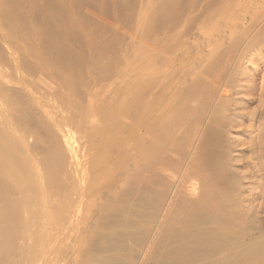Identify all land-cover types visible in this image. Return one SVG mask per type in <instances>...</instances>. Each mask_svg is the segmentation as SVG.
Here are the masks:
<instances>
[{"label": "rangeland", "instance_id": "1", "mask_svg": "<svg viewBox=\"0 0 264 264\" xmlns=\"http://www.w3.org/2000/svg\"><path fill=\"white\" fill-rule=\"evenodd\" d=\"M1 1H0V5L2 6H0V129L2 131L0 130V138L2 139H0V143L1 142L2 143L0 145V153H1L0 154V173H1L0 174V190L3 191L4 193L0 192V228L2 232L4 231L2 234L3 235L5 234V236H8V239L6 237L4 238H6V241L8 240L7 245H9L8 243L10 242V245H11L10 253L12 255V253L14 252L13 255L15 257L14 256L13 257H14V260L15 258L16 260L15 261L13 260V261L15 264L16 263L17 264L19 263L20 264H84L85 261H86L85 263H87L88 261H90V258H91L89 255L92 256L94 253L98 254L97 252L99 248V242L101 243L103 242L104 238L102 237H105L111 224H113L112 225L113 227L111 226L110 228L111 231L109 230V234L112 235L111 238L113 237V239L115 240L116 238L118 240H121L122 237L119 238L118 237L119 235L117 236V234H120V236L123 233L126 234L122 239V240H125L124 242H121L122 240L121 241L116 240L115 242L112 239L113 241L112 243L114 244L115 242L114 246L116 247L112 249V251L114 252H112L111 250H106L101 253L103 256H106V257L108 256L109 258H111L109 259V261H111V264L113 263L114 264H171V263L173 264H176V263L177 264H180V263L189 264L190 263L191 264L192 262H193L192 264H198L199 262L201 263L200 260L199 262H197L198 260L196 261L194 260L195 262L193 260L192 261L187 260V257H186L187 255L185 254L186 255L185 259L187 260L186 261L182 253H179L184 248H190L192 244H185L183 245L184 247H181L179 240L174 238L175 241L172 242V240L170 239L171 240L170 241L168 238H170L169 234L171 233L172 228L178 227L180 223L179 220H182L183 217L185 218L186 216L191 215L190 212L193 213V212H196V210H198L199 212L200 208H202L201 210L203 212L202 213L203 216L201 215L202 217H201L200 224L206 218L207 220L205 221L207 223L205 221L204 222L206 224H209V225H206L203 222L204 224L202 223L201 224L202 226L206 225L204 227H210V226L211 227H221L220 219L217 216L216 218L213 216L210 217L211 212L213 210H211L210 212L209 209L206 208V207H209V205L207 204L208 202L207 196L205 197V195L207 194H209L210 196L212 195V198L214 197L213 195H215L214 197L215 199L216 198L218 200L222 199L223 207L224 205L225 207L227 206L226 208L225 207L224 208L226 210L228 208V212L232 213V218H230V221L231 219L233 221L228 222V224L225 227H229V229L233 231V234L234 232L236 233L235 235L236 239H238L239 246H241V248L237 252V256L242 255L245 249H247L248 247H255L256 254H259V250H261V253H262L261 255L264 260V0H20V1L19 0H16V1L15 0L13 1L1 0ZM12 2L15 3L16 7L14 6V9L16 11L15 10L13 11L12 9L13 8L12 6L14 5V3L12 4ZM4 4L9 8H7ZM4 6H5V9H4ZM37 8L39 9L38 11H37ZM31 9H32V12H31ZM41 9L43 11H41ZM44 15H47V16L44 17ZM36 16H37V19L35 20L34 18H36ZM44 18L45 19L49 18V20L45 21ZM25 21H26V24H25ZM44 35L46 38L44 37ZM48 37H51V40H49L50 38L48 39ZM31 49L32 51L28 52ZM54 50L58 51V53L60 52L59 54L61 58L59 57L58 53L53 52ZM31 53H33V55ZM65 54L67 55V57ZM75 54L78 57H76ZM49 55L50 56L52 55L53 57L51 56V58H49L50 57ZM68 55L69 56L73 55V56L69 57ZM38 56L41 57V60H40V57L38 58ZM44 57L48 60V61L45 60L46 64L45 62L43 63L45 59ZM58 57L59 59H57ZM97 57H100V58H97ZM67 58L68 60H65ZM74 58L76 59L78 58L77 61ZM107 58H110V60ZM53 60L55 62H53ZM58 61L60 64L59 63L57 64ZM70 62L71 64H69ZM40 64H43V65H40ZM82 65L84 67H81ZM49 66L52 68H49ZM25 67L26 68L28 67V68L26 69ZM31 67L34 68V71ZM37 72L38 74H36ZM46 74H48L49 76H47ZM106 74L108 75L107 77H106ZM118 80L120 81L123 80L122 81L123 83L122 82L120 83V81L118 82ZM147 81L148 83H145ZM77 82L78 84H76ZM111 83L115 84L113 85V88H111L112 86ZM142 83L143 84L145 83V84L143 85ZM65 85L68 89L64 87ZM141 86L143 87V89H141ZM125 87L127 88L129 87L128 90ZM123 88H125L124 90L125 91L127 90V91L125 92L124 90H122ZM136 88H137L136 92L138 93L134 91ZM6 90L10 92H6ZM141 90H144V91H141ZM71 91L73 92V94L71 93ZM75 91L77 92V95ZM119 91L120 92L123 91L124 93L123 92L120 93ZM145 91H147V93ZM4 92H6L5 93L6 95L4 94ZM11 92H13V94ZM127 92H129V96ZM130 92L132 94H130ZM19 95L20 96L22 95V96L20 97ZM99 95L100 96L102 95V96L100 97ZM118 95H120L121 99ZM3 96L7 98L4 97V100H3ZM59 96L61 97L59 98ZM98 96L99 98L103 97V99H99ZM140 97L145 98L146 100L141 98L142 102L148 101L149 106H148V103H145V102L142 103L141 101H139ZM106 98L109 102L105 100ZM130 98L133 99V101H135L132 103V106H134L132 108L133 112L131 111V107H130L131 102H132ZM118 99H120L119 100L120 103L119 101H117ZM13 100L15 101L13 102ZM24 100H26V102ZM64 100L66 101V103L64 102ZM92 101L93 102L95 101V102L92 103ZM102 101L104 102V104H106L105 107H107L108 105L109 108L112 107L113 109L111 108L109 111L108 110L109 108L107 109L104 107V104L102 103ZM112 101L114 104L118 102V104L116 103V107L114 106ZM18 102L19 104H17ZM36 102H39L40 104ZM90 102L92 103L91 106H89ZM96 102L97 104L98 103L100 104V105L96 104L98 107L101 106V109L99 108V111L97 110V114L100 113V111L103 112V114L101 115L99 114L97 116H96L95 111L98 108H96L97 106H94ZM110 102L113 105L110 104ZM28 103L31 105H29ZM136 103L137 104L140 103V106L137 105ZM86 104L88 105L89 108L91 107L88 110V112L90 113H87L88 108ZM122 104H124V106ZM143 104L147 105L149 108L145 107ZM117 105H119V108H121L122 106V109H121L122 111L119 108L117 109ZM142 105L143 107H145L144 108L145 110L141 107ZM158 105L159 106L163 105V107L162 108L158 107ZM127 106L129 107L128 109H127ZM135 107L139 108V110L134 109ZM150 107L152 109V112L148 114L147 112L151 111ZM93 108L95 111L93 110ZM140 108L143 109L142 112H140L141 111ZM158 108L162 111L158 110ZM18 109H20L19 110L20 112L18 111ZM44 109L48 110V113H47L48 115L44 112ZM74 109L76 110V112L77 111L78 112L76 113ZM91 110L94 112H91ZM129 110L131 113H134V110L140 112V115H139L138 112L135 111V113L138 114V116L137 115L133 116L132 114V117L134 118L136 117L138 121L137 120L135 121L134 118H130L131 114L129 113ZM42 111L44 114L42 113ZM113 111L116 113L115 117L114 116L109 117L108 113L112 114L114 113ZM158 111L162 113H159ZM83 112H86V113H83ZM123 113H126L127 115L129 113L130 115H128V117L126 114L125 116H123L124 115ZM142 113L144 115H142ZM152 113H156L157 116L155 114H153L154 116H152ZM93 114L95 115L93 116ZM145 114H148V115L146 116ZM162 114H164L165 117H163ZM36 115H38L39 117ZM45 115L50 120H48L45 117ZM103 115H106L107 117L106 116L102 117ZM85 116L87 119L85 118ZM155 116L157 117V119L161 118L160 120H162L163 118H166V119H163L164 120L163 124L165 125L162 126V130H159L160 126L158 122L160 121L157 120ZM43 117L45 118L43 119ZM77 117L78 118L80 117L82 121L78 119ZM83 117H84V121H83ZM119 117H122V118L127 117L128 120L123 118L124 120H122V122L119 121L118 123H115L119 120ZM144 117L145 118L147 117V119H145ZM149 117L152 120L151 119L148 120ZM96 118L98 121L101 120V122L100 121L98 122ZM108 118H110V120ZM113 118L114 119L116 118V119L114 120ZM122 118H120V120ZM143 118L146 120V122L143 120ZM45 119L46 121L47 120L48 121L45 122ZM85 119L89 122L87 123ZM79 120H80V124L82 127L80 126L79 122H76ZM94 120L96 121V123H93L95 122ZM112 120L113 122L115 121L114 122L115 124L113 122H110ZM126 120L132 123L134 121L136 122L133 124L135 125L134 129H137V127L139 125H142L144 122L146 124L148 123L147 121H151V123L153 122V124H151L150 122H149L150 124L148 123L149 125H152L150 126L152 127L151 129L154 128V131L151 130L153 131L151 134H154V135L152 136L150 135V139L153 137L151 141H153V139L155 138L153 145L157 144L158 143L157 141L160 142V140H161V143L163 142L165 143L166 141L167 143L165 144L160 143V145L162 146L160 145H157V146L161 147L160 150H164L166 148L167 149L163 153L160 150H159L160 152L158 150H154L152 154L154 155V157H151L152 155H150L151 160L152 159L155 160L154 158H156L157 160L161 161L162 159L165 158L164 160H162V162H159V161L157 162V160H155L156 161V163L154 162L155 166L154 165L151 166L150 171H152L151 172L152 178L158 174L157 175L158 178L157 176L153 178L154 180L157 178L156 180L158 183L156 184V186L154 185L156 181L154 180L152 181V178H151V181H150L151 187L149 189L151 194L147 191L145 193L146 195L145 196L143 191L139 187H137L136 185H130L127 187L129 190L127 188L125 189L116 188V190L118 189L117 190L118 194L115 190V194H117L115 196L117 197L119 196L118 197L119 199H117V197L115 196H110L109 193H108L109 195H107V192L109 191H106L107 190L106 186H102L103 183L100 184L101 180H103V177H105V174L103 176V172L101 171L100 172L101 174L98 173L100 175H97L96 173L99 171V170L97 171V169L102 167V165L108 164V163L106 161L105 156H102V158L103 157L105 158V160L103 158L104 161L102 160V158H101L102 162L99 161L100 160L99 154H101L100 152H102L103 150L102 149H101L102 151L99 150V148L95 145L96 148H98L95 151V146L93 147L95 143H90L92 140L87 135L88 134L87 131L92 130V129H89V125H90V128L92 127L94 128L95 126H97V123H99L98 125L105 123V125L111 124V126L117 125L116 127H118L121 122L123 123V125L126 124L127 126L128 122ZM131 120H134V121H131ZM49 121L52 122L51 125ZM90 123L95 124V126L93 124L91 125ZM148 124L146 126H148ZM85 125L88 127H85ZM126 126H124L125 128H123V126L120 125L119 128L123 129L122 132L123 131L126 132V128H127ZM157 126H158L157 130H159L158 132L160 133H156L157 130L155 128ZM165 126L166 128L168 127L167 130H165L166 129ZM22 129L24 130L26 129V130L24 131ZM33 129H35L34 131L36 132H34ZM42 129H45V131ZM52 129H54L53 132L56 136L53 134ZM39 130L41 131V133H44V134L42 135ZM26 131H28V133ZM163 131L166 132V133L164 132L166 135L161 134V132L163 133ZM176 131L178 134L176 133ZM33 132L34 134H31ZM82 132H85L83 134L87 136L83 134L82 136L81 135ZM140 132H144V131L140 129ZM8 133H11V135ZM156 134H158L157 137H156ZM174 134L175 136L176 135L177 136L174 137ZM179 135L181 136V139L179 138ZM136 136H138V134ZM7 137H11V138L9 139ZM23 137L24 139H22ZM49 137L51 138L52 141L50 140ZM85 137L87 138L85 139ZM88 137H89V140H88ZM25 138L27 141L25 140ZM76 138H79V139H76ZM178 138L179 140H177ZM55 139L59 143L58 145L60 147L57 146L56 144L57 142H54L55 144H53V141H56ZM70 139H72L74 142L72 143L71 142L72 140ZM172 139H173V143L170 144V142H172ZM84 140H86L85 141L86 143L84 142ZM180 140L182 141L185 140V142L184 141L183 142L186 144H184L182 141H181L182 143H179V144L176 143V141L180 142ZM8 141L9 142L11 141V143L8 144ZM25 142L26 143L29 142V144L28 143L27 144L30 146L28 147V145H26ZM70 142L72 145L70 144ZM12 143L16 145L15 146L16 150L17 148L18 150H20V153L18 152V150H17L18 154L16 153L15 148H13L14 146L12 147ZM51 143L53 145H56L57 147L52 146ZM188 143L190 144L191 148ZM3 144H7V147L4 148L5 145L3 147ZM32 144H35V145H33L32 147ZM166 144L168 147L166 146ZM8 145H10L12 148L11 147L9 148ZM176 145H180L181 147L176 146ZM37 146L38 148H36ZM62 146H63V149L61 148ZM173 146H176L177 148L176 147L174 148ZM184 147L185 149L187 148L186 151ZM3 148L6 151H4ZM33 148H36V149H33ZM64 148H65L64 153L66 155L63 154L62 151L60 152V150L61 149L64 150ZM74 148L76 150H74ZM81 148L83 149V151ZM180 148L183 149L184 151L181 150ZM50 149H52L51 150L52 153H50L51 158L48 157L49 153L47 152V150H50ZM78 149H81V151ZM91 149L92 151H88ZM22 150L24 151V154L23 152H21ZM28 150H29V154L28 152L25 153V151H28ZM36 150H37V153L34 152ZM45 150L48 153V155H46V153H43L45 152ZM56 150L59 151V154L58 152H55ZM38 151L39 152L41 151V152L38 153ZM200 151L201 153H198ZM53 152H55V155L58 154V157L59 156L61 157L64 155L63 158H66V156L69 154L70 156L69 157L67 156L66 160L62 158L63 159V164H62L61 163L62 159H60L59 157L60 159L59 160L56 156L55 158ZM86 152L87 153L90 152L88 153V155L89 154L90 155L88 156ZM42 153H43V156L45 155V157L46 156L48 157L47 158L48 161L50 159L49 163L51 165H53L52 163L55 164V166L51 167L52 168L51 170H53L51 172L52 175H53V172L55 171L54 167H57L59 165L58 166L59 168L58 167H57L58 169L56 168V173L54 174L53 180L51 179L52 175L48 173L50 170V166H48L49 168H47V166L45 165L46 163L48 165V162L45 161L46 163H44L43 161L44 159L46 160V158H44L43 156L41 158L40 156L42 155ZM91 153H92V156L95 153L98 155H94L96 157L92 158ZM195 153L196 155H194ZM82 154L83 155L86 154V157H83ZM104 154L105 153H103V155ZM11 155H13L14 158ZM27 155L28 156L34 155L33 156L35 157L34 159L37 160L39 163L43 161L40 164V166H42L44 163L46 167L44 166H43L44 168L40 167V170L43 172L45 171V169H47L48 170V171L46 170L47 173L43 172L38 176L35 173V171H30L31 168L28 167L29 166L28 165L27 169L29 171L27 170L25 174L27 177H25L24 175H20L21 172L23 174V169H24V166H23L24 164H22V159L24 163L25 157ZM35 155L38 157L40 156L39 158H41V161H39L40 159L36 157ZM163 155L166 157H164ZM6 156H8L9 158ZM158 156L160 159L157 158ZM191 156H193L194 158L193 157L191 158ZM4 158H8L9 161L11 160L10 164H9L8 159H4ZM13 159H16L18 162ZM56 159H58L59 162H57ZM84 159H87V160L84 161ZM88 160L90 161L88 162L89 164L92 161H93L92 162L93 164H96L94 163V160L99 161L98 166L96 167V165H92L91 163L92 166L91 165L90 166L93 168L88 167L89 165L87 164ZM13 162H14V165H17L15 164V162L16 163L20 162V164L19 166L17 165L14 168V165L12 164ZM80 162L83 165L80 164V167H78V164ZM84 163L87 165V167H84L86 166ZM158 163L161 167L165 165V167L163 166L164 169L160 168L161 170H159V168H157L159 166ZM7 165L8 166L12 165V166L8 167ZM117 165L119 164L117 163ZM125 165H128V164L124 163L122 167H124ZM6 166L8 168H6ZM180 166L182 168H180ZM81 167L87 168L88 170L87 169L85 170L87 171V173L89 171L88 174L91 173L89 175L90 179H88L89 178L87 176L88 174H86V178H85L86 181L88 179V181L85 183L86 184L89 183L88 184L89 187L92 184L90 182H92L94 179V177H91L92 175L96 177L97 182L99 181L98 178L101 179L98 182L100 185V187H98L99 189L96 190L95 188L97 187L94 184H92V186L94 187L95 190L91 186L92 190L95 191V194L94 192H92L95 195V197L98 195L96 197L97 199L94 198L95 202L99 203L101 200V204L100 203H99L100 205H98V203L95 204V205H98L96 206V208H94L96 210L91 208V207H95V205L92 204V203H95L93 198L92 199L90 198L94 195H92V193H90V191L88 190L87 193H89L90 195L87 193H85V195L87 194L86 197L90 196L89 199L87 198L89 201L87 199H84L85 197L83 199L85 201L87 200V202L89 203L86 202L87 203L86 204L85 201H82L85 204L81 202L82 206L84 205L83 207L82 206L81 207L82 209L84 208L83 210H85L87 206L88 208L90 207V210H88V208L85 211H83L81 208L80 210H76L75 211L76 214L75 213L74 214L77 215L78 213V215L74 216L76 219L73 217V215L70 216L73 219L70 223L71 226L70 225L68 226L69 222L67 223L64 222V221H68V219L66 220V218H68V215L65 216L66 218L62 216L63 214H62L61 209L63 208H61L60 206L62 203H64L63 202L64 199H69L67 201H71V200L75 201L76 198L74 196L78 197L77 192L80 187L78 185L80 184L79 178L82 175L80 174L82 173ZM94 167H96L97 169ZM153 167L156 170L158 169L159 172L158 171L155 172ZM63 168H65V170ZM15 169L18 171H21L20 174L18 173V171H15ZM76 169H78L77 170L78 172L76 171ZM164 170H165L166 176L164 173H162L164 172ZM6 171L9 172L7 175L4 174ZM29 172H31V174L33 173L32 176L34 177H32ZM2 173L4 175H2ZM152 173L154 174V176ZM159 173L160 175L161 173L164 174L165 177L162 175L164 177L163 178L162 176L159 175ZM200 173L202 176L200 175ZM15 174L16 176L18 175V178H16ZM56 174L57 175L59 174V175L56 176ZM72 174L76 176L73 177ZM77 174L78 175L80 174V176H77ZM13 175L15 177L14 179H13ZM46 175L48 176L50 175L51 177H48ZM3 176H4V179H3ZM7 176L9 177V179ZM21 177H25L26 180L25 178L23 179ZM44 177L47 178L46 181ZM69 177L71 178L68 179ZM75 177H77L78 179ZM186 177L188 178V180ZM19 178H21L23 181L21 179L19 180ZM32 178L34 179V181H32L33 180ZM74 178L76 179V182L74 181L75 180ZM180 178H181V181H180ZM183 178L185 179L186 182L183 180ZM36 179L40 181L37 183L38 180ZM158 179L159 180L161 179L162 182L161 180L159 181ZM3 180H6L8 182L7 183L5 181L7 186L5 185V182H3ZM43 180L46 182L45 185H44ZM61 180H63L62 182L64 183H62ZM67 180L69 182V185H68ZM70 180L71 182L73 180L75 183L74 182L72 183L74 184L77 183L76 185L78 188L74 187L73 189L72 186H75V185H71L72 183L70 182ZM24 181L27 186H25ZM29 181H32L30 182V185H29ZM189 181H190V184H189ZM14 182H16L17 185ZM66 182L68 186L66 185ZM97 182L95 184L98 185ZM1 183H3L6 186L5 187L2 184L5 188L8 187L7 190L10 187L8 186V184L9 185L13 184L14 186L12 185V187L14 188L12 189L11 187L10 189L12 190V192L14 191L16 192L17 190L16 192L17 194L14 192V195H13V193L9 189L8 192L10 193H8V197H7L6 196L7 190L3 188ZM39 183L41 185H39ZM152 183L154 185L153 189L155 190L154 191L155 193H152L153 189L151 190ZM162 183H164V185ZM35 184L36 186L38 185L39 189L41 190H42V187L46 186L45 188L47 191L44 190L45 188H43L42 191H44V193L48 192L47 193L49 194L48 196L52 197L53 200L56 199L54 203H52L53 200H51V198L49 197V200H51V202L50 201L49 202L51 204L48 203V206L51 207L50 208L51 210H48L49 207H47L48 209H46L47 211H45L43 215L42 213L41 214L39 213L38 215L36 213L37 207L34 206L37 203V201L34 202L35 198H37L38 193H39V191H37L38 188L35 191V186H34ZM59 184H61L60 187H59ZM186 184H187V187L190 189L185 187ZM223 184L225 186H223ZM211 185L213 187H211ZM22 186H24V188H22ZM30 186L34 190L28 191L32 189L30 188ZM131 186H133L134 188ZM181 186H182V189H181ZM68 187L70 189L72 187L73 190L69 191L70 189ZM103 188L106 189L105 190L106 194L104 193L105 191L102 190ZM135 188H137L136 191L138 190L137 191L138 193H136L137 195H135L137 197L134 198L132 197L134 196L132 192L135 194L136 192L134 190ZM162 188H165V189H162ZM211 188H213V190ZM214 188H215V191H214ZM18 189H20V191L21 189L22 191L23 189L24 191L26 190L25 193L27 192L32 193L34 191L35 195H33L34 193H32L31 197H30V194L29 195L26 194L24 196L25 194L24 191L20 192L18 191ZM216 189L217 191L221 190L220 193L222 194H224V191H226L225 195H222V197L220 198L221 194H219L216 191ZM74 190L76 191V193L74 192ZM98 191L100 193V196L102 194L101 197L99 196ZM187 191L189 192V194ZM36 192H37V196H36ZM129 192L131 194H128ZM11 193L13 196H11ZM120 193H122V195ZM126 193H127V197H129L128 199L127 197L125 198L126 195L124 194ZM19 194L21 195L20 196L21 198L26 197V200L28 199L29 203L28 201L25 202V198L21 199L20 197H18ZM66 194L69 195L68 197H72L73 199L68 198ZM198 194L201 196H199ZM217 194L220 196H218ZM151 195L152 196L154 195V197L156 196V199L152 197ZM177 195H179L178 196L179 198L177 197ZM196 195L198 196L197 198H196ZM14 196H17L22 201L17 200L18 198L17 197L14 198ZM53 196H55L56 198H54ZM61 196L63 198L64 197L66 198L63 199ZM121 196H123L122 199H121ZM139 196L142 197L143 199L138 198ZM180 196H182L183 198ZM194 196L195 198H193ZM12 197H13L14 202H12ZM105 197H108L110 202H112L111 197L113 199L116 198L117 201L118 200L123 201L125 198L124 200L125 203H128L126 200L131 199L130 201L131 203L133 202L134 205L132 204V206H129V208L134 207L133 211L131 210L133 214L137 211L136 214H134V216L135 217L137 216V217L135 218L133 216L135 220L134 222H132L136 226H134V224L132 225L131 222L130 224L129 221L125 222L127 223L128 228L125 226V224H122L124 223V221H122V219H119V218H122L121 215H118L116 212L114 211L111 212L109 210L111 209L110 202L108 203L109 200L106 201V199L108 198L104 199ZM158 197L159 199L161 198L163 201L161 199L159 200ZM201 197L205 198L206 202H202L205 200ZM58 198L60 199L62 198V200H59ZM152 198H153V202H152ZM4 199L7 200V204L11 200L10 202L11 204H9V208H11V206L14 205L12 206V209L8 208V205H6V200ZM30 200H31V203H30ZM57 200L60 201V206L57 211L58 213L55 212L59 205L58 204L59 202ZM134 200L136 201L139 200L138 202L140 203L136 201L134 202ZM130 201L126 205H129V204L131 205ZM120 202L118 201L117 203L121 204ZM124 202H122V204H125ZM163 202L166 205H161L163 204ZM1 203L5 204L7 207ZM155 203L156 204L159 203V204L156 205ZM173 203L174 204L176 203V204L174 205ZM198 203H201V204L205 203V204L204 206L203 204L201 206ZM25 204H27L28 206H26ZM90 204H92V206ZM135 204L136 205L139 204L138 208ZM194 204H196V206H194ZM21 206H23L22 208L24 210L21 208L22 210L20 209L19 211H22V212L19 213L18 209ZM24 206H26L28 210L25 209ZM54 206H57V208ZM100 206H103L105 209ZM140 206H141V209H139ZM162 206L163 207L165 206L164 209H162L163 208ZM3 207H5L7 211L3 209ZM15 207H18L16 212L9 211V210H16ZM30 207L32 208V210ZM157 207L160 209H156ZM195 208L197 209L195 210ZM102 210L104 212H102ZM141 210L143 211V214H147V217L144 215H141L142 214ZM49 211L51 213L53 211L54 212L51 214ZM88 211H89L90 216L88 215ZM177 211H178V214H177ZM17 212L19 214L16 217V215L14 214L15 213L17 214ZM28 212L29 213L32 212L31 216L28 215L29 214ZM55 213L60 216L57 218L58 215H56V218H55V215H53ZM187 213L189 214L187 215ZM206 213H208L209 217ZM231 213H230V216H231ZM33 214L35 215V217ZM48 214L50 215L49 218H48ZM137 214L141 215L142 218H140L139 216L140 218L139 219ZM156 215H157V218L159 217L160 219L161 218L162 219L156 221L157 220ZM22 216L24 218L26 217L25 218L26 220L23 219ZM36 216L38 218V221L36 219ZM42 216H44V218L47 217L46 220L43 219ZM7 217L8 218L11 217L12 219L10 218V221H9ZM20 217L25 221L26 224L22 221ZM33 217L35 220L33 219ZM115 217H117V219ZM27 218H29L30 222H27L28 221ZM59 218H61V220ZM71 218L69 220H71ZM147 218L150 220H148ZM212 218H214L213 219L214 221H210L212 220ZM4 219L5 221L7 220L8 221L5 222ZM16 219H18V223L20 222L21 224L18 225ZM40 219L41 221H39ZM48 219L49 221H47ZM56 219L58 220L57 222L58 225L55 224L56 226L54 227L53 223L57 221ZM215 219L217 223L215 222ZM53 220H56V221H53ZM34 221H36V223ZM59 221H62L61 225L59 224ZM141 221H143V223L144 222L146 223V224L144 223L145 226L142 225L143 223ZM2 222H5L6 224L5 223L3 224ZM13 222L16 223L18 227H16V224H14L15 225L14 227L12 225ZM50 222L52 223V226L50 225L51 224ZM63 222H64V225H62ZM138 222L139 224H137ZM28 223L29 224L31 223L30 224L31 227L30 225H28ZM33 223H34V226H32ZM107 223H109V225H107ZM147 223L148 225H150L149 227H147ZM152 223L153 225H151ZM38 224L40 226L37 227ZM115 224H116L115 227L118 229L114 228ZM154 224L156 225V227L154 226ZM59 225L62 227H58ZM3 226L5 227L4 229H2ZM45 226H48V227H45ZM184 226L188 227L189 225L185 224ZM11 227L14 228L13 229L14 231H12ZM136 227H138V229ZM47 228L48 230H46ZM8 229H10L12 232ZM128 229L129 231L133 230L134 232L130 231V234L131 233L132 234L129 235ZM144 229H146L145 233L143 232ZM156 229L159 231H157ZM117 230L119 231L121 230V231L119 232ZM124 230H126L127 232L126 231L124 232ZM155 230L160 233L158 234L157 232H155ZM5 231L8 233H6ZM40 231L41 233L39 234L38 232ZM113 231L114 233L118 232L117 234H115L116 238L114 237L115 235L113 234ZM142 232H143V235H141ZM137 233H140V235ZM146 235L148 236L147 237L148 239L146 238ZM156 236L158 237V239L156 238ZM99 237L102 238V241L98 242L96 240H101ZM155 238L159 242L155 240ZM162 239L164 241H162ZM95 241L96 243H93ZM120 242L121 244L119 246L118 243ZM163 242H166V243H163ZM122 243L124 244L122 245ZM94 245L97 247V249L95 248ZM87 249L90 251V254L89 252L86 253L88 251ZM115 250H118V252L116 251L117 254L115 253ZM15 252L17 254H15ZM118 254L119 255L121 254V255L119 256ZM84 255H88V256H84ZM17 260L18 262H16ZM13 261L11 264H14Z\"/></svg>", "mask_w": 264, "mask_h": 264}, {"label": "bare ground", "instance_id": "2", "mask_svg": "<svg viewBox=\"0 0 264 264\" xmlns=\"http://www.w3.org/2000/svg\"><path fill=\"white\" fill-rule=\"evenodd\" d=\"M1 1V0H0ZM5 1H8V0H5ZM4 1V2H5ZM11 1H13V0H11ZM11 1H10V3H11ZM16 1V0H15ZM14 1V2H15ZM20 1V0H19ZM18 1V2H19ZM14 2H12V4L14 3ZM24 2V1H23ZM1 3H2V1H1ZM8 3V2H7ZM20 3V2H19ZM18 3V4H19ZM5 5V4H4ZM11 5V4H10ZM9 5V6H10ZM22 5V4H21ZM0 6H2V5H0ZM6 6V5H5ZM5 6H4V9H5ZM14 6H15V3H14V5L12 6L13 8V11L15 10L14 9ZM19 6V5H18ZM17 6V7H18ZM7 7V6H6ZM16 7V6H15ZM7 8H9V7H7ZM39 8V7H38ZM37 8V11L39 10ZM11 9V8H10ZM17 9V8H16ZM18 10V9H17ZM28 10V9H27ZM12 11V10H11ZM16 11V10H15ZM30 11V10H29ZM28 11V12H29ZM41 11H43L42 9H41ZM22 12V11H21ZM31 12H32V9H31ZM26 13V12H25ZM36 13V12H35ZM38 13V12H37ZM12 14V13H11ZM16 14H18V13H16ZM23 14H24V12H23ZM41 14V13H40ZM43 14V13H42ZM47 14V13H46ZM13 15H14V13H13ZM12 15V16H13ZM29 15V14H28ZM32 15V14H31ZM37 15H39V14H37ZM53 15V14H52ZM8 16V15H7ZM11 16V17H12ZM47 15H44V17H46ZM3 17H5V16H3ZM10 17V18H11ZM27 18V17H26ZM35 20L37 19V16H36V18H34ZM45 19V18H44ZM46 20H49V18L48 19H45V21ZM27 21V20H26ZM26 21H25V24H26ZM45 21H44V23H45ZM51 21V20H50ZM49 21V22H50ZM30 22V21H29ZM48 22V21H47ZM53 22V21H52ZM51 22V23H52ZM24 23V22H23ZM51 23H49V24H51ZM30 24V23H29ZM24 25V24H23ZM31 26V25H30ZM51 26V25H50ZM26 27V26H25ZM37 27V26H36ZM54 27V26H53ZM47 28V27H46ZM50 28V27H49ZM32 29V28H31ZM44 30H45V28H44ZM38 31V30H37ZM50 31V30H49ZM51 31H53V30H51ZM40 33V32H39ZM49 33V32H48ZM52 33V32H51ZM41 35V34H40ZM40 35H39V37H40ZM45 35H46V33H45ZM45 35H44V37H45ZM49 36V35H48ZM34 37V36H33ZM46 38V37H45ZM50 38V39H49ZM38 39V38H37ZM48 39L49 40H51V37H48ZM41 41V40H40ZM35 44V43H34ZM51 49V48H50ZM41 50V49H40ZM32 51V49L30 50V51H28V52H31ZM37 51V50H36ZM48 51V50H47ZM50 51V50H49ZM23 52V51H22ZM53 52H56V53H58V51H53ZM18 53V52H17ZM42 53V52H41ZM47 53V52H46ZM55 53V54H56ZM60 53V52H59ZM58 53V55H59V57L61 58V56H60V54ZM24 54H26V53H24ZM30 54V53H29ZM32 55H33V53H31ZM35 54V53H34ZM49 54V53H48ZM71 54H73V53H71ZM31 55V56H32ZM42 55V54H41ZM44 55V54H43ZM62 55V54H61ZM66 55V54H65ZM23 56V55H22ZM26 56H28V55H26ZM50 56V55H49ZM52 56V55H51ZM51 56L49 57V58H51ZM57 56V55H56ZM69 56V55H68ZM71 57L73 56V55H70ZM69 56V57H70ZM75 56H76V54H75ZM115 56V55H114ZM119 56V55H118ZM21 57V56H20ZM40 56H38V58H39ZM53 57V56H52ZM59 57L57 58V59H59ZM66 57H67V55H66ZM68 57V58H69ZM76 57H78V56H76ZM121 57V56H120ZM45 58V57H44ZM48 58V57H47ZM54 58H56V57H54ZM68 58L67 59H65V60H68ZM97 58H100V57H97ZM112 58V57H111ZM117 58V57H116ZM27 59V58H26ZM29 59V58H28ZM71 59V58H70ZM74 59H76V58H74ZM78 59V58H77ZM77 59H76V61H77ZM80 59V58H79ZM107 59H109L110 60V58H107ZM119 59V58H118ZM30 60V59H29ZM39 60V59H38ZM40 60H41V57H40ZM45 60H47L46 58L44 59V61H43V63L45 62V64H46V61ZM91 60V59H90ZM35 61V60H34ZM48 61V60H47ZM75 61V60H74ZM25 62V61H24ZM30 62V61H29ZM42 62V61H41ZM53 62H55L54 60H53ZM68 62V61H67ZM50 63V62H49ZM59 63V61L57 62V64ZM23 64V63H22ZM51 64V63H50ZM49 64V65H50ZM56 64V65H57ZM60 64V63H59ZM62 64V63H61ZM69 64H71V62L69 63ZM75 64V63H74ZM78 64V63H77ZM30 65V64H29ZM35 65H37V64H35ZM40 65H43V64H40ZM54 65H55V63H54ZM53 65V66H54ZM67 65V64H66ZM90 65V64H89ZM92 65V64H91ZM25 66H26V64H25ZM31 66V65H30ZM74 66V65H73ZM113 66V65H112ZM57 67V66H56ZM55 67V68H56ZM59 67V66H58ZM72 67V66H71ZM75 67V66H74ZM81 67H84L83 65L81 66ZM90 67V66H89ZM88 67V68H89ZM26 68V67H25ZM28 68V67H27ZM26 68V69H27ZM32 68V67H31ZM45 68V67H44ZM49 68H52V67H50L49 66ZM65 68V67H64ZM33 69V71H34V68H32ZM69 69V68H68ZM30 70V69H29ZM39 70V69H38ZM47 70V69H46ZM53 70V69H52ZM59 70V69H58ZM71 70V69H70ZM69 70V71H70ZM95 70V69H94ZM94 70H92V71H94ZM104 70V69H103ZM106 70V69H105ZM32 71V70H31ZM40 71V70H39ZM38 71V72H39ZM98 71V70H97ZM38 72L36 73V74H38ZM50 72H51V70H50ZM55 72V71H54ZM59 72H61V71H59ZM64 72V71H63ZM96 72V71H95ZM100 72H102V71H100ZM109 72V71H108ZM119 72V71H118ZM26 73V72H25ZM66 73V72H65ZM93 73V72H92ZM98 73V72H97ZM117 73V72H116ZM35 74V75H36ZM57 74V73H56ZM55 74V75H56ZM94 74V73H93ZM104 74H105V72H104ZM108 74V73H107ZM106 74V77L108 76ZM32 75V74H31ZM42 75H44V74H42ZM47 76H49L48 74H46ZM70 75V74H69ZM138 75V74H137ZM33 76V75H32ZM71 76H72V74H71ZM85 76V75H84ZM95 76H96V74H95ZM129 76V75H128ZM43 77V76H42ZM54 77V76H53ZM59 77H60V75H59ZM62 77V76H61ZM111 77V76H110ZM49 78V77H48ZM56 78H58V77H56ZM74 78H76V77H74ZM146 78H147V76H146ZM34 79V78H33ZM66 79V78H65ZM85 79V78H84ZM119 79V78H118ZM127 79V78H126ZM28 80V79H27ZM27 80H25V81H27ZM50 80H51V78H50ZM73 80V79H72ZM121 80V79H120ZM120 80H118V82L120 81ZM124 80H125V78H124ZM38 81V80H37ZM71 81V80H70ZM74 81V80H73ZM76 81V80H75ZM109 81V80H108ZM117 81V80H116ZM123 81V80H122ZM122 81H120V83L122 82ZM140 81V80H139ZM150 81V80H149ZM34 82V81H33ZM126 82H127V80H126ZM35 83H37V82H35ZM54 83V82H53ZM119 83V84H120ZM123 83V82H122ZM145 83H148V81L147 82H145ZM144 83V84H145ZM28 84H30V83H28ZM63 84H64V82H63ZM73 84V83H72ZM71 84V85H72ZM74 84H75V82H74ZM76 84H78V82L76 83ZM112 84V83H111ZM118 84V85H119ZM143 84V83H142ZM143 84V85H144ZM33 85V84H32ZM54 85V84H53ZM68 85V84H67ZM83 85V84H82ZM113 85H115V84H112V86H111V88H113ZM122 85V84H121ZM120 85V86H121ZM59 86V85H58ZM119 86V87H120ZM135 86V85H134ZM64 87H66V85L64 86ZM84 87V86H83ZM86 87V86H85ZM89 87V86H88ZM117 87V86H116ZM133 87V86H132ZM147 87V86H146ZM51 88V87H50ZM52 88H54V87H52ZM67 88V87H66ZM74 88V87H73ZM72 88V89H73ZM75 88H76V86H75ZM79 88V87H78ZM77 88V89H78ZM110 88V87H109ZM118 88V87H117ZM125 88H127V87H125ZM125 88H123L122 90H124ZM129 88V87H128ZM128 88H127V90H128ZM138 88H140V87H138ZM68 89V88H67ZM76 89V90H77ZM81 89V88H80ZM84 89V88H83ZM87 89V88H86ZM103 89V88H102ZM116 89V88H115ZM141 89H143V87L141 86ZM145 89V88H144ZM14 90V89H13ZM55 90V89H54ZM58 90H60V89H58ZM113 90V89H112ZM126 90V91H127ZM134 90V89H133ZM47 91H49V90H47ZM74 91V90H73ZM118 91V90H117ZM125 91V90H124ZM125 91V92H126ZM129 91H130V89H129ZM132 91V90H131ZM135 92L137 91V88L134 90ZM141 91H144V90H141ZM6 92H10V91H7L6 90ZM6 92H4V94L6 93ZM59 92V91H58ZM61 92V91H60ZM76 92V91H75ZM99 92V91H98ZM115 92V91H114ZM120 92V91H119ZM121 92H123V91H121ZM120 92V93H121ZM146 93H147V91H145ZM12 94H13V92H11ZM71 93L73 94V92L71 91ZM113 93V92H112ZM124 93V92H123ZM128 93V96H129V92H127ZM136 93H138V92H136ZM142 93V92H141ZM140 93V94H141ZM15 94H16V92H15ZM22 94V93H21ZM46 94V93H45ZM102 94V93H101ZM114 94H116V93H114ZM130 94H132L131 92H130ZM143 94V93H142ZM6 95V94H5ZM26 95V94H25ZM76 95H77V92H76ZM79 95V94H78ZM84 95V94H83ZM82 95V96H83ZM17 96V95H16ZM20 96V95H19ZM19 96H18V98H19ZM22 96V95H21ZM20 96V97H21ZM55 96V95H54ZM81 96V97H82ZM100 96V95H99ZM99 96H98V98H99ZM102 96V95H101ZM100 96V97H101ZM106 96V95H105ZM119 97H120V95H118ZM124 96V95H123ZM123 96H122V98H123ZM126 96V95H125ZM146 96V95H145ZM144 96V97H145ZM4 97L5 96H3V100H4ZM11 97V96H10ZM9 97V98H10ZM13 97H15V96H13ZM24 97V96H23ZM23 97H22V99H23ZM28 97V96H27ZM48 97V96H47ZM61 96H59V98H60ZM107 97V96H106ZM109 97H110V95H109ZM108 97V98H109ZM113 97V96H112ZM117 97V96H116ZM118 97V98H119ZM5 98H7V97H5ZM55 98V97H54ZM59 98H57V99H59ZM96 98V97H95ZM114 98V97H113ZM125 98V97H124ZM142 97H140V100L139 101H141L142 102V99H144V100H146L145 98H142ZM13 99H15V98H13ZM49 99V98H48ZM56 99V98H55ZM99 99H103V97L102 98H99ZM120 99H121V97H120ZM120 99H118L117 101H119ZM127 99V98H126ZM131 99V98H130ZM135 99V98H134ZM137 99V98H136ZM18 100V99H17ZM27 100V99H26ZM26 100H24L25 102H26ZM83 100V99H82ZM92 100V99H91ZM95 100V99H94ZM97 100V99H96ZM106 101H108L107 100V98L105 99ZM110 100V99H109ZM116 100V99H115ZM114 100V101H115ZM132 100V102H131V111L133 112V110H132V108L134 107V106H132V103L133 102H135V101H133V99H131ZM159 100V99H158ZM6 101V100H5ZM11 101H12V99H11ZM15 100H13V102H14ZM31 101V100H30ZM50 101V100H49ZM58 101V100H57ZM75 101H76V99H75ZM85 101V100H84ZM90 101V100H89ZM105 101V102H106ZM23 102V101H22ZM59 102H60V100H59ZM64 102L66 103V101L64 100ZM95 102V101H94ZM93 101H92V103H94ZM109 102V101H108ZM122 102V101H121ZM140 102V103H141ZM145 102V101H144ZM144 102H142V103H144ZM158 102V101H157ZM36 103H39V102H36ZM50 103V102H49ZM91 102H90V105H89V103H88V105L89 106H91V104H92ZM102 103L104 104V102L102 101ZM107 103V102H106ZM112 103H113V101H112ZM111 102H110V104H112ZM117 104H118V102H116ZM116 103L114 104V106L116 107ZM119 103H120V101H119ZM125 103V102H124ZM129 103H130V101H129ZM140 103L139 104H137V105H139L140 106ZM145 103H148V106H149V102L147 101V102H145ZM17 104H19V102L17 103ZM29 104V103H28ZM40 104V103H39ZM45 104V103H44ZM97 104V102L94 104V106H97L96 105ZM112 104V105H113ZM135 104V103H134ZM161 104V103H160ZM159 104V105H160ZM14 105V104H13ZM29 105H31V104H29ZM88 105L86 104V106H87V113H90V112H88V110L91 108H89L88 107ZM100 105V104H99ZM120 105V104H119ZM119 105H117V109L119 108ZM123 106H124V104H122ZM127 105H128V103H127ZM136 105V106H137ZM144 105V104H143ZM143 105L141 106L143 109L145 108V107H147V108H149L147 105H144L145 107H143ZM152 105V104H151ZM150 105V106H151ZM158 105V107H163V105H161V106H159ZM85 106V107H86ZM94 106H92V107H94ZM106 106V104H104V107ZM113 106V107H114ZM25 107H26V105H25ZM24 107V108H25ZM32 107V106H31ZM37 107H39V106H37ZM103 107V106H102ZM18 108V107H17ZM20 108H22V107H20ZM44 108V107H43ZM42 108V109H43ZM53 108H55V107H53ZM58 108V107H57ZM96 108H98V109H96ZM95 109H96V111L94 110V108H93V110L95 111V113H96V116L97 115H101V114H103V112H101L100 111V113H98L97 114V110L99 111V108L101 109V106L100 107H96ZM105 108H109V106L107 105V107H105ZM112 107H110L108 110L110 111V109H111ZM123 108H125V107H123ZM129 107L127 106V109H128ZM142 108H140L141 109V111L140 112H142ZM146 108V109H147ZM60 109V108H59ZM113 109V108H112ZM120 110L122 109V106H121V108H119ZM127 109H125V110H127ZM134 109H138L139 110V108H134ZM150 109H151V107H150ZM20 109H18V111H19ZM71 110V109H70ZM78 110V109H77ZM136 110H134V113H135V111ZM145 110V109H144ZM158 110H160L159 108H158ZM17 111V110H16ZM36 111V110H35ZM41 111V110H40ZM65 111V110H64ZM74 111L76 112V110L74 109ZM84 111V110H83ZM94 111H92L91 110V112H94ZM104 111V110H103ZM108 111V112H109ZM122 111V110H121ZM160 111H162V110H160ZM20 112V111H19ZM19 112H18V114H19ZM25 112H27V111H25ZM30 112V111H29ZM38 112V111H37ZM36 112V113H37ZM44 112L47 114L48 113V110L47 109H44ZM67 112V111H66ZM78 112V111H77ZM76 112V113H77ZM114 112V111H113ZM117 112V111H116ZM119 112V111H118ZM136 112H138V114L140 115V112L139 111H136ZM147 112V111H146ZM150 112H152V109H151V111H149V112H147L148 114L150 113ZM159 112V111H158ZM32 113V112H31ZM42 113H43V111H42ZM58 113V112H57ZM74 113V112H73ZM75 113V114H76ZM83 113H86V112H83ZM105 113V112H104ZM112 113V112H111ZM126 113H127V111H126ZM126 113H123L124 115L123 116H125V114ZM129 113L131 114V117L130 118H134V117H132V114H133V116H138V114H134V113H131L130 112V110H129ZM128 113V115H130ZM144 113V112H143ZM142 113V115H144ZM157 113V112H156ZM156 113H152V116H154L153 114H155L156 115ZM159 113H162V112H159ZM164 113V112H163ZM22 114V113H21ZM20 114V115H21ZM41 114V113H40ZM44 114V113H43ZM74 114V115H75ZM92 114V113H91ZM106 114V113H105ZM109 115V117H112V116H114L115 117V115H116V113L114 112V113H112V114H110V113H108ZM114 114V115H113ZM148 114H145L146 116L148 115ZM158 114V113H157ZM42 115V114H41ZM48 115V114H47ZM67 115V114H66ZM77 115V114H76ZM75 115V116H76ZM84 115V114H83ZM86 115V114H85ZM95 114H93V116H94ZM118 115V114H117ZM122 115V114H121ZM120 115V116H121ZM127 115V114H126ZM128 115H127V117H128ZM23 116V115H22ZM26 116V115H25ZM36 116H38V115H36ZM80 116V115H79ZM104 116H106V115H103L102 117H104ZM157 116V115H156ZM155 116V117H156ZM162 116L163 117H165L164 116V114H162ZM24 117V116H23ZM32 117H33V115H32ZM39 117V116H38ZM42 117V116H41ZM45 117H46V115H45ZM45 117H43V119L45 118ZM74 117V116H73ZM82 117V116H81ZM87 117H88V115H87ZM107 117V116H106ZM127 117H123V118H125V119H127ZM151 117V116H150ZM149 117V119L148 120H150L151 118ZM47 118V117H46ZM53 118V117H52ZM66 118V117H65ZM78 118V117H77ZM85 118H86V116H85ZM89 118H90V116H89ZM88 118V119H89ZM116 118H118V117H116ZM115 118V119H116ZM120 118H122V117H119V120L117 121V122H115V123H118L119 121H121L122 122V120H124L123 118L120 120ZM129 118V119H130ZM139 118H140V116H139ZM145 118V117H144ZM143 118V120L146 122V120L145 119H147V117L144 119ZM154 118V117H153ZM25 119V118H24ZM41 119V118H40ZM48 119V118H47ZM78 119H80V117L78 118ZM87 119V118H86ZM85 119V120H86ZM92 119H94V118H92ZM107 119V118H106ZM106 119H104V120H106ZM109 120H110V118H108ZM114 119V118H113ZM114 119V120H115ZM135 119V121L137 120L138 121V119L135 117L134 118ZM156 119H157V117H156ZM161 118H158L157 120H159L160 122H158V124H159V126H160V128H159V130H162V126L163 125H165V124H163V122H164V120L163 119H166V118H163L162 120H160ZM27 120V119H26ZM32 120V119H31ZM35 120V119H34ZM48 120H50V119H48ZM47 120V121H48ZM81 120V119H80ZM80 120L79 121H76V122H79V124H80ZM90 120V119H89ZM96 120H97V118H96ZM109 120H107V121H109ZM128 120V119H127ZM126 120V121H127ZM152 120V119H151ZM33 121V120H32ZM43 121V120H42ZM46 121V119H45V122H47ZM52 121V120H51ZM51 121H49V123H50V125H51ZM53 121H55V120H53ZM64 121V120H63ZM75 121V120H74ZM82 121V120H81ZM83 121H84V117H83ZM87 121V120H86ZM85 121V122H86ZM95 121V120H94ZM98 121V120H97ZM100 122H101V120H99ZM98 121V122H99ZM131 121H134V120H131ZM129 122V121H127L128 122V124H127V126H126V124H124L123 125V123H121L120 122V124H119V126L118 127H116V126H114L113 125V120L112 121H110V122H113L112 123V125L114 126H111V124L109 125V124H106L105 125V123L104 124H100V125H98L99 123H97V126H95V124H93V123H96V121L95 122H93L92 124L95 126L94 128L92 127V128H90V125L89 124H87L89 121H87V123H85V124H87V125H89V129H92V130H90V131H87L88 132V136L91 138V142L90 143H95L94 145H93V147L96 145L98 148H99V150H101L102 152H100L101 154H99L100 155V157H99V161H101L102 162V160H103V158H102V156H105L106 157V161H107V163L108 164H104V165H102V167H100L99 169H97L96 167L98 166V163H99V161H97V160H94V163H96V164H93L92 162V158L93 157H96V156H94V155H98V154H93V156H92V153H91V163H92V165H96V167H94V168H96L97 169V175H100L101 173V171L103 172V176H104V174H105V177H103V180H101L100 178H98L99 179V181L101 180V182H100V184H102V186H106V188H107V190L106 189H102V190H106V191H109V192H107V195H109L110 194V196H115V195H117L118 194V192H117V190L119 189V188H121V189H125V188H127L128 186H130V185H136L137 187H139L142 191H143V193H144V195H145V193L148 191L150 194H151V192L149 191V189H150V187H151V178H152V176H151V172L152 171H150V169H151V166H155V163H156V161L155 160H157L156 158H154L155 160H151V158H150V155H152L153 154V151L154 150H160L161 149V147L160 146H162V145H160V143H161V140H160V142L159 141H157L158 143L157 144H155L156 146L157 145H160L159 147L157 146H155V145H153V143H154V139H153V141H151V139L153 138H151L150 139V135L152 136V135H154V134H151L153 131H154V128L153 129H151L152 127H150V126H152V125H149L150 123H151V121H147L148 123V126H146L147 124L144 122L142 125H139L138 126V124H140V123H138L137 124V129H134V126L135 125H133L134 123H136V122ZM167 121V120H166ZM165 121V122H166ZM44 122V123H45ZM92 122V121H91ZM156 122V121H155ZM65 123V122H64ZM84 123V122H83ZM82 123V124H83ZM109 123V122H108ZM114 123V124H115ZM157 123V122H156ZM13 124H15V123H13ZM78 124V123H77ZM91 124V123H90ZM91 124V125H92ZM146 124V125H145ZM151 124H153V122L151 123ZM166 124H168V123H166ZM19 125V124H18ZM84 125V124H83ZM120 125L121 126H123V128H125L124 126H126L127 128H126V132L125 131H123V132H125V133H123L122 132V130L123 129H121V128H119L120 127ZM156 125V124H155ZM57 126V125H56ZM67 126V125H66ZM80 126H81V124H80ZM167 126V125H166ZM166 126H165V128H166ZM82 127V126H81ZM81 127H79V128H81ZM85 127H88V126H86L85 125ZM150 127V128H149ZM154 127V126H153ZM20 128V127H19ZM18 128V129H19ZM23 128H25V127H23ZM74 128V127H73ZM84 128V127H83ZM136 128V127H135ZM164 128V129H165ZM168 128V127H167ZM167 128L165 129V130H167ZM173 128V127H172ZM17 129V128H16ZM21 129V128H20ZM30 129V128H29ZM38 129V128H37ZM41 129V128H40ZM46 129V128H45ZM45 129H42V130H44L45 131ZM64 129V128H63ZM85 129V128H84ZM88 129V128H87ZM88 129V130H89ZM140 129H142L144 132H140ZM156 130L158 129V126L155 128ZM1 130V129H0ZM22 130H24V129H22ZM21 130V131H22ZM26 130V129H25ZM24 130V131H25ZM35 129H33V131H34ZM47 130V129H46ZM66 130V129H65ZM80 130V129H79ZM151 130H153V131H151ZM159 130H157V132L156 133H160V132H158ZM2 131V130H1ZM30 131V130H29ZM32 131V130H31ZM40 131V130H39ZM54 131V129H52V132ZM71 131V130H70ZM85 131V130H84ZM169 131V130H168ZM27 133H28V131H26ZM34 132H36V131H34ZM34 132L33 133H31V134H34ZM48 132V131H47ZM76 132V131H75ZM165 131H163V133L161 132V134H165L164 133ZM40 133H41V131H40ZM56 133V132H55ZM83 133H85V132H82L81 133V135L83 134ZM155 133V132H154ZM174 133V132H173ZM172 133V134H173ZM176 133H177V131H176ZM175 133V134H176ZM8 134H10L11 135V133H8ZM8 134H7V136H8ZM36 134V133H35ZM42 135L44 134V133H41ZM49 134V133H48ZM53 134H54V132H53ZM138 134V136H136ZM175 134H174V137H176L175 136ZM178 134V133H177ZM12 135H13V133H12ZM38 135V134H37ZM45 135H47V134H45ZM55 135V134H54ZM68 135V134H67ZM83 135H85V134H83ZM82 135V136H83ZM87 135H85V136H87ZM166 135V134H165ZM6 136V135H5ZM30 136H32V135H30ZM56 136V135H55ZM72 136V135H71ZM70 136V137H71ZM158 136V134H156V137ZM161 136H163V135H161ZM189 136V135H188ZM21 137V136H20ZM38 137V136H37ZM53 137V136H52ZM89 137H88V140H89ZM155 137V136H154ZM170 137V136H169ZM184 137V136H183ZM7 138H11V137H7ZM42 138V137H41ZM44 138V137H43ZM46 138V137H45ZM50 138V137H49ZM80 138H82V137H80ZM87 137H85V139H86ZM162 138H164V137H162ZM171 138V137H170ZM179 138L181 139V136L179 135ZM179 138L177 139V140H179ZM0 139H2V138H0ZM6 139V138H5ZM22 139H24V137L22 138ZM76 139H79V138H76ZM183 139V138H182ZM25 140H26V138H25ZM24 140V141H25ZM44 140V139H43ZM50 140H51V138H50ZM54 140V139H53ZM56 140V139H55ZM70 140H72V139H70ZM170 140V139H169ZM16 141V140H15ZM21 141V140H20ZM27 141V140H26ZM52 141V140H51ZM50 141V142H51ZM78 141V140H77ZM86 140H84V142H85ZM163 141V140H162ZM182 140H180V142H177L176 141V143H182L183 141L185 142V140H183L182 142H181ZM13 142V141H12ZM41 142H42V140H41ZM54 142H57V140L56 141H53V144H55ZM69 142V141H68ZM72 143L74 142L73 140L71 141ZM71 142H70V144H71ZM170 142V141H169ZM183 142V143H184ZM2 143V142H1ZM1 143H0V145H1ZM9 143H11V141L9 142L8 141V144ZM17 143V142H16ZM24 143V142H23ZM26 143V142H25ZM28 144H29V142H27ZM26 143V145H28ZM33 143V142H32ZM77 143V142H76ZM86 143V142H85ZM164 143V142H163ZM163 143H161V144H163ZM165 143H167L166 141H165ZM164 143V144H165ZM173 143V139H172V142H170V144H172ZM175 143V144H176ZM52 144V143H51ZM52 144V146H55V147H60L58 144V142L56 143L57 144V146L56 145H53ZM174 144V145H175ZM184 144H186V143H184ZM189 144V143H188ZM4 145H5V147H4ZM25 145V144H24ZM33 145H35V144H32V147H33ZM62 145V144H61ZM72 145V144H71ZM70 145V146H71ZM84 145H86V144H84ZM89 145V144H88ZM169 145V144H168ZM14 146V147H13ZM16 145L15 144H13L12 143V147L13 148H15V151H16V153H17V150H18V148H17V150H16V147H15ZM17 146H18V144H17ZM30 145H28V147H29ZM64 146V145H63ZM63 146L61 147L62 149H63ZM76 146V145H75ZM91 146V145H90ZM96 146H95V151H96V149H98V148H96ZM165 146V145H164ZM166 146H167V144H166ZM176 146H180V145H176ZM176 146H173L174 148L176 147ZM185 146V145H184ZM189 146H190V144H189ZM3 147L4 148H6L7 147V144H3ZM8 147L10 148L11 146L10 145H8ZM11 147V148H12ZM27 147V148H28ZM31 147V148H32ZM83 147V146H82ZM85 147V146H84ZM89 147V146H88ZM168 147V146H167ZM172 147V148H173ZM181 147V146H180ZM4 148H3V150H4ZM36 148H38V146L36 147ZM36 148H33V149H36ZM91 148V147H90ZM164 148H166V147H164ZM173 148V149H174ZM177 148V147H176ZM190 148H191V146H190ZM60 150V152L62 151V153L63 154H65L64 153V151H65V148H64V150ZM76 149H77V147H76ZM75 148H74V150H76ZM82 149V148H81ZM81 149H78V150H80L81 151ZM87 149H89V148H87ZM92 149H94V148H92ZM92 149L91 150H88V151H92ZM167 149V148H166ZM166 149H164V150H160L162 153L166 150ZM179 149V148H178ZM181 149V148H180ZM184 149H185V147H184ZM187 149V148H186ZM186 149H185V151H186ZM2 150V151H3ZM26 150V149H25ZM31 150V149H30ZM52 149H50V150H47V152L49 153V155H48V153L46 152V150H45V152H43V153H46V155H48V157L49 158H51V156H50V153H52V151H51ZM77 150V151H78ZM181 150H183V149H181ZM1 151V152H2ZM4 151H6V150H4ZM14 151V152H15ZM49 151H51V152H49ZM67 151V150H66ZM82 151H83V149H82ZM95 151H93V152H95ZM98 151V150H97ZM159 151V152H160ZM172 151H174V150H172ZM176 151V150H175ZM180 151V150H179ZM179 151H177V152H179ZM184 151V150H183ZM182 151V152H183ZM202 151V150H201ZM201 151L200 152H198V153H201ZM18 152L20 153V150H18ZM21 152H23V154H24V151L22 150ZM26 152H28V154H29V150L28 151H25V153ZM34 152H36L37 153V150L36 151H34ZM41 152V151H40ZM39 151H38V153H40ZM55 152H58V154H59V151L58 150H56ZM55 152H53L54 153V157L56 156L58 159H59V157H58V154H56L55 155ZM99 152H97V153H99ZM167 152V151H166ZM188 152V151H187ZM43 153H42V155H40V154H38V155H40L41 156V158H42V156H43ZM82 153V152H81ZM80 153V154H81ZM87 153V152H86ZM88 153H90V152H88ZM88 153H87V155H88ZM103 153H105L104 155H103ZM156 153V152H155ZM158 153V152H157ZM192 153H194V152H192ZM203 153V152H202ZM1 154V153H0ZM18 154V153H17ZM22 154V153H21ZM22 154V155H23ZM33 154V153H32ZM35 154V153H34ZM61 154V153H60ZM62 154V155H63ZM159 154V153H158ZM157 154V155H158ZM2 155H3V153H2ZM14 155V154H13ZM13 155H11L12 157H13ZM52 155V154H51ZM66 155V154H65ZM79 155V154H78ZM83 155V154H82ZM90 155V154H89ZM88 155V156H89ZM165 155H166V153H165ZM186 155V154H185ZM194 155H196V153L194 154ZM200 155V154H199ZM198 155V156H199ZM9 156V155H8ZM8 156H6V157H8ZM34 155H32V156H26L25 157V160H24V163H23V159H22V164H24L23 166H24V169H23V174H22V172L21 171H18V170H16L15 169V171H18V173L20 174V172H21V174L20 175H24L25 177H27L25 174H26V172H27V166L28 167H30L31 169H30V171H35V173L39 176L41 173H43V172H46L47 173V169H45V171H41L40 170V167L42 168L43 166L44 167H46L47 166V168H49L48 166H50V170L52 169L51 167H53V166H55V164L54 163H52L53 165H51L50 163H49V161H50V159H49V161L47 160V156L45 157V155L43 156L44 158H46V160L44 159H42L43 161H44V163H46V162H48V165H47V163L44 165V163H43V165L42 166H40V164L43 162H41V163H39L37 160H35L34 158L35 157H33ZM36 156V155H35ZM39 156V157H40ZM64 156V155H63ZM63 156H61L60 157V159H62L63 158ZM68 157L70 156V154L69 155H67ZM67 156H66V158H67ZM162 156V155H161ZM164 156V155H163ZM187 156H188V154H187ZM201 156V155H200ZM199 156V157H200ZM3 157H4V155H3ZM17 157V156H16ZM36 157H38V156H36ZM38 157V158H39ZM55 157V158H56ZM83 157H86V154L85 155H83ZM98 157V156H97ZM151 157H154V155H152ZM156 157V156H155ZM164 157H166V156H164ZM193 156H191V158H192ZM9 158V157H8ZM8 158H4V159H8ZM14 158V157H13ZM23 158V157H22ZM37 158V159H38ZM41 158H39L40 160L39 161H41ZM66 158H63L64 160H66ZM72 158V157H71ZM101 158H102V160H101ZM157 158H159V156L157 157ZM194 158V157H193ZM198 158V157H197ZM53 159V158H52ZM58 159H56L57 160V162H59L58 161ZM59 159V160H60ZM63 159L61 160L62 162V164H63ZM80 159H81V157H80ZM160 159V158H159ZM165 159V158H164ZM164 159H162V160H164ZM13 160H16V159H13ZM12 160V161H13ZM19 160V159H18ZM85 160H87V159H84V161ZM104 160H105V158H104ZM103 160V161H104ZM162 160L160 161V160H157V162L159 161V162H162ZM194 160V159H193ZM192 160V161H193ZM8 161H9V159H8ZM11 161V160H10ZM10 161H9V164H10ZM17 161V160H16ZM46 161V162H45ZM52 161V160H51ZM68 161V160H67ZM66 161V162H67ZM105 161V162H106ZM166 161V160H165ZM164 161V162H165ZM191 161V162H192ZM7 162V161H6ZM5 162V163H6ZM18 162V161H17ZM54 162V161H53ZM56 162V163H57ZM65 162V161H64ZM71 162V161H70ZM82 162H83V160H82ZM88 162H90L89 160L87 161V164H89ZM155 162V163H154ZM4 163V164H5ZM86 163V162H85ZM84 163V164H85ZM91 163L88 165V167H90V168H93V167H91L92 165H91ZM117 163L119 164V165H117ZM124 163H126V164H128V165H125L124 167H122L123 165H124ZM151 163H152V165H151ZM154 163V164H153ZM13 165H14V162L12 163ZM15 164H17L18 166H19V164H20V162L19 163H16L15 162ZM80 164H81V162L78 164V167H80ZM1 165H3V164H1ZM6 165V164H5ZM17 165H14V168L17 166ZM61 165V164H60ZM66 165V164H65ZM81 165H83V164H81ZM86 165V164H85ZM91 165V166H90ZM158 165H159V163H158ZM162 165H163V163H162ZM8 166V165H7ZM6 166V168H8L9 166H12V165H9L8 167ZM22 166V165H21ZM22 166V167H23ZM59 166V165H58ZM57 166V167H58ZM164 167H165V165H163ZM163 166L161 167L160 165L157 167V168H159V170H161L162 168H163ZM4 167V166H3ZM2 167V168H3ZM43 167V168H44ZM57 167H54L55 168V171L53 172V175H52V171L53 170H49V174H51L52 175V180H53V177H54V174L56 173V168ZM84 167H87V165L86 166H84ZM83 167V168H84ZM18 168V167H17ZM19 168H21V167H19ZM59 168V167H58ZM57 168V169H58ZM72 168V167H71ZM82 168V167H81ZM82 168V173H80V174H82L81 175V177L79 178V182H80V184H78L80 187H79V190H78V197H76V196H74L75 198V201H67V200H69V199H64V198H66V197H62L64 200H66V201H64L63 200V202L65 203H62L61 204V206H60V201H58L59 203V205H58V208H57V206H54V207H56L57 209H56V211L55 212H57L58 211V209H59V206L61 207V208H63V209H61L62 210V216H64V218H66L65 216H67L68 215V218H66V220L68 219V221H64L65 223H67V222H69V224H68V226L70 225V223H71V221H72V219L73 218H71L70 216H72L73 215V217L74 216H77L78 215V213H77V215H75L76 214V210H80V208L82 209V207L84 206H82V201H85L84 199H89V197L87 196L86 197V195L87 194H89V193H87L88 192V190L90 191V193H92V192H94V194H95V189L97 190V189H99L98 187H100V185H99V181L97 182V179H96V177L95 176H91V177H94V179H93V181L92 180H90V181H92V182H90V183H92V184H94L97 188H95L94 189V187L92 186V184L90 185V187H89V183L88 184H86L85 182H87L88 181V179H90V177H89V175L91 174H88L89 173V171H88V173H87V171L85 170V169H87V168H84L83 169ZM89 168V169H90ZM156 168V167H155ZM161 168V169H160ZM180 168H182L181 166H180ZM61 169V168H60ZM64 170H65V168H63ZM75 169V168H74ZM153 169H154V167H153ZM164 169V168H163ZM2 170V169H1ZM47 170V171H46ZM78 169H76V171H77ZM88 170V169H87ZM92 170V169H91ZM93 170H95V169H93ZM159 170L157 169H154V171L156 172V171H158L159 172ZM180 170V169H179ZM7 171H8V169H7ZM6 171V172H7ZM29 171V170H28ZM41 171V172H40ZM57 171H59V170H57ZM86 171V172H85ZM154 171H153V173H154ZM163 171V170H162ZM178 171V170H177ZM196 171H197V169H196ZM199 171V170H198ZM4 173V174H8L9 172H7V173ZM75 172V171H74ZM78 172V171H77ZM76 172V173H77ZM161 172V171H160ZM195 172V171H194ZM30 174H31V172H29ZM28 173V174H29ZM73 173V172H72ZM93 173V172H92ZM98 173H100V174H98ZM152 173V174H153ZM162 173H164L165 174V170H164V172H162ZM161 173V175H160V173H159V175L160 176H164V174H162ZM176 173V172H175ZM178 173H180V172H178ZM1 174V173H0ZM3 173H2V175H4ZM11 174V173H10ZM17 174V173H16ZM16 174H15V176H16ZM29 174V175H30ZM64 174V173H63ZM75 174V173H74ZM80 174L78 175L77 174V176H80ZM86 174H88L87 176L89 177H87L88 179H87V181L85 180V178H86ZM94 174V173H93ZM95 174V175H96ZM33 175V173L31 174V176ZM44 175H45V173H44ZM43 175V176H44ZM59 175V174H58ZM57 174H56V176H58ZM73 175V174H72ZM71 175V176H72ZM158 175V174H157ZM157 175H155V176H157ZM188 175V174H187ZM196 175V174H195ZM200 175H201V173H200ZM9 176H11V175H9ZM46 176H48V175H46ZM45 176V177H46ZM74 176H76V175H73V177ZM153 176H154V174H153ZM154 176V177H155ZM159 176V177H160ZM162 176V177H163ZM165 176H166V174H165ZM164 176V177H165ZM176 176H177V174H176ZM184 176V175H183ZM202 176V175H201ZM8 177V176H7ZM25 177H21V178H25ZM32 177H34V176H32ZM37 177V176H36ZM44 177V178H45ZM48 177H51L50 175L48 176ZM61 177H63V176H61ZM101 177V176H100ZM153 177V178H154ZM163 177V178H164ZM180 177V176H179ZM190 177V176H189ZM2 178V177H1ZM15 177H14V175H13V179H14ZM16 178H18V175L16 176ZM21 178H19V180L21 179ZM29 178V177H28ZM39 178V177H38ZM71 177H69L68 179H70ZM75 178H77V177H75ZM74 178V179H75ZM102 178V177H101ZM105 178V179H104ZM152 178V181L154 180ZM157 178H158V176H157ZM156 178V179H157ZM163 178H161V179H163ZM187 178V177H186ZM3 179H4V176H3ZM5 179H7V178H5ZM8 179H9V177H8ZM33 179V178H32ZM31 179V180H32ZM41 179H43V178H41ZM46 179L47 178H45V181H46ZM73 179V180H74ZM78 179V178H77ZM154 180V181H156V183H154V185L156 186V184L158 183L157 182V180ZM160 179V180H161ZM166 179V178H165ZM178 179V178H177ZM176 179V180H177ZM203 179V178H202ZM22 180V179H21ZM25 180H26V178H25ZM36 180H38V179H36ZM49 180V179H48ZM51 180V181H52ZM72 180V182H76V179L73 181ZM159 180V179H158ZM159 180V181H160ZM183 180L185 181V179L183 178ZM187 180H188V178H187ZM192 180V179H191ZM199 180V179H198ZM2 181V180H1ZM6 180H3V182H5ZM13 181H15V180H13ZM16 181H18V180H16ZM23 181V180H22ZM32 181H34V179L32 180ZM32 181H29V185H30V182H32ZM40 180H38L37 181V183L39 182ZM44 181V180H43ZM44 181V185H45V182ZM55 181V180H54ZM63 180H61V182H62ZM78 181V180H77ZM163 181H165V180H163ZM180 181H181V178H180ZM7 182V181H6ZM6 182H5V185L7 186V184H6ZM12 182V181H11ZM42 182V181H41ZM67 182H68V180H67ZM67 182H66V185H67ZM70 182H71V180H70ZM71 182V183H72ZM74 182V183H75ZM78 182V183H79ZM98 183V185L97 184H95V183ZM161 182H162V180H161ZM160 182V183H161ZM186 182V181H185ZM201 182V181H200ZM8 183V182H7ZM10 183V182H9ZM14 183H16V182H14ZM19 183H20V181H19ZM24 183H25V181H24ZM28 183V182H27ZM36 183V182H35ZM50 183V182H49ZM62 183H64V182H62ZM74 183H72L71 185H75V186H72L73 187V189H74V187H77V183L76 184H74ZM3 183H1V185H2ZM22 184H23V182H22ZM43 184V183H42ZM48 184V183H47ZM163 185H164V183H162ZM180 184V183H179ZM182 184V183H181ZM189 184H190V181H189ZM212 184H214V183H212ZM4 185V184H3ZM2 185V186H3ZM4 185V186H5ZM13 185V184H12ZM12 185L10 184H8V186H10L9 187V189L12 187ZM16 185H17V183H16ZM19 185H21V184H19ZM39 185H41L40 183H39ZM65 185V184H64ZM68 185H69V182H68ZM67 185V186H68ZM70 185V186H71ZM154 185H153V183H152V188H151V190L153 189V187H154ZM162 185V186H163ZM185 185V184H184ZM192 185V184H191ZM201 185V184H200ZM1 186V187H2ZM3 186V188H5ZM14 186V185H13ZM25 186H27L26 185V183H25ZM32 186H33V184H32ZM35 186V191H36V189L38 188V190L37 191H39V193H38V196H37V192H36V196H37V198H35V201L34 202H36L37 201V203H36V205H34V206H36L37 207V211H36V213L39 215V213L41 214L42 213V215H43V213H45V211H47L46 209H48L47 207H49L48 206V203H50L51 202V200H53L52 199V197H50V196H48L49 194H47L48 192H45L44 193V191H42L43 190V188H45L46 186H44V187H42V190L41 189H39V186L37 185L36 186V184L34 185ZM49 186V185H48ZM61 186V184H59V187ZM93 187V189L94 190H92V187ZM179 186V185H178ZM183 186V185H182ZM182 186H181V189H182ZM189 186V185H188ZM202 186V185H201ZM208 186V185H207ZM216 186V185H215ZM218 186H220V185H218ZM222 186V185H221ZM223 186H225L224 184H223ZM222 186V187H223ZM21 187V186H20ZM29 187V186H28ZM72 187H71V189L69 190V191H72L73 189H72ZM131 187H133V186H131ZM160 187H161V185H160ZM164 187V186H163ZM180 187V186H179ZM185 187H187V184H186V186ZM211 187H213L212 185H211ZM217 187V186H216ZM215 187V188H216ZM8 188V187H7ZM7 188H5L6 190H7ZM14 187H12V189H13ZM22 188H24V186H22ZM27 188V187H26ZM30 188H32L31 186H30ZM29 188V189H30ZM41 188V187H40ZM51 188V187H50ZM63 188V187H62ZM67 188V187H66ZM78 188V187H77ZM91 188V189H90ZM116 188H118L117 190H116ZM134 188V187H133ZM184 188V187H183ZM188 188V187H187ZM201 188V187H200ZM208 188V187H207ZM207 188H205V189H207ZM215 188H214V191H215ZM225 188V187H224ZM9 189L7 190V197H8V193H10V192H8L9 191ZM16 189H17V187H16ZM28 189V188H27ZM76 189V188H75ZM128 189V188H127ZM126 189V190H127ZM136 189L137 188H135L134 190L136 191ZM139 189V190H140ZM157 189V188H156ZM162 189H165V188H162ZM179 189V188H178ZM188 189H190V188H188ZM197 189V188H196ZM209 189V188H208ZM212 190H213V188H211ZM221 189V188H220ZM11 190V189H10ZM32 190H34L33 188L31 189V190H28V191H32ZM45 191H47L46 190V188L44 189ZM102 190H100V191H102ZM115 190H116V192H117V194H115ZM129 190V189H128ZM133 190V191H134ZM140 190V191H141ZM187 190V189H186ZM199 190V189H198ZM219 190V189H218ZM224 190V189H223ZM18 191H20V189H18ZM23 191H24V189H23ZM22 191V189H21V191L20 192H23ZM26 191V190H25ZM25 191H24V193H25ZM50 191V190H49ZM66 191H67V189H66ZM103 191V192H104ZM106 191L104 192L105 194H106ZM125 191V190H124ZM123 191V192H124ZM138 191V190H137ZM135 192V194L132 192V194L134 195V196H132V197H137V196H135V195H137L136 193H138V192ZM153 192L152 193H155L154 191V189L152 190ZM201 191V190H200ZM216 191H217V189H216ZM0 192H2V193H4L3 191H1L0 190ZM6 192V191H5ZM11 192H12V190H11ZM15 192V191H14ZM14 192H12L13 193V195H14ZM16 192H17V190H16ZM15 192V193H16ZM51 192V191H50ZM74 192L76 193V191L74 190ZM122 192V193H123ZM188 192V191H187ZM198 192V191H197ZM197 192H196V194H197ZM202 192H204V191H202ZM219 194H221V196L220 195H218V196H220V198L222 197V195H225V192L226 191H224V194H222V193H220L221 192V190L220 191H217ZM1 193V194H2ZM12 193H11V196H13L12 195ZM32 193H34V191L32 192ZM31 192L30 193H25L24 194V196L26 195V194H30V197L32 196L31 194H32ZM52 193H54V192H52ZM68 193H70V192H68ZM67 193V194H68ZM85 193H87L86 195H85ZM102 193V192H101ZM103 193V194H104ZM109 193V194H108ZM122 193H120L121 195H122ZM125 193V192H124ZM140 193V192H139ZM142 193V194H143ZM156 193H157V191H156ZM166 193V192H165ZM182 193V192H181ZM209 193V192H208ZM17 194V193H16ZM15 194V195H16ZM22 194V193H21ZM63 194V193H62ZM66 194V196L68 197L69 195H67ZM71 194H72V192H71ZM93 193H92V195H94ZM98 194H99V196H100V193H99V191H98ZM119 194V195H120ZM128 194H131L130 192L128 193ZM158 194H159V192H158ZM162 194V193H161ZM188 194H189V192H188ZM194 194V193H193ZM200 194H201V192H200ZM207 194V193H206ZM33 195H35V193L33 194ZM54 195V194H53ZM65 195V194H64ZM75 195V194H74ZM90 195V194H89ZM124 195H126L125 196V198L127 197V193L126 194H124ZM139 195V194H138ZM157 195V194H156ZM195 195V194H194ZM199 195V194H198ZM226 195H227V193H226ZM21 195L19 194V196L18 197H20ZM58 196V195H57ZM72 196H73V194H72ZM98 196V195H97ZM96 196V197H97ZM101 196H102V194H101ZM100 196V197H101ZM106 196V195H105ZM146 196V195H145ZM152 196V195H151ZM179 195H177V197H178ZM190 196V195H189ZM199 196H201V195H199ZM207 196V204L209 205V207H206V205H205V207L206 208H208L209 209V211L211 212V210H213L212 212H211V215H210V217H215L216 218V216L220 219V226L221 227H204V226H206V225H209V224H206L207 222L205 221V220H207V218L204 220V221H202L201 222V224L204 222L206 225H204V226H202L201 224H200V221H201V217L203 216L202 215V208H200V210H199V212H198V210H196L197 208H195V210H196V212H193V213H191L190 212V214L191 215H188L189 213H187V215L188 216H186L185 218L183 217L182 218V220H179V225H178V227H174V228H172V231H171V233L169 234L170 235V238H168L169 240L171 239L172 240V242H174L175 240H174V238H176L177 240H179V242H180V245H181V247H184L183 245H185V244H192V246H190V248H184L181 252H179V253H182V255L184 256V259H185V256L187 257V260H198L197 262H199V260L201 261V263L199 262L198 264H264V260H263V257H262V253H261V250H259V254H256V250H255V247H248L247 249H245V251H244V253L242 254V255H240V256H237V252H238V250L241 248V246H239V242H238V239H236V233L234 232V234H233V231H231L230 229H229V227H225L227 224H228V222H232L233 220L231 219V221H230V218H232V213H231V216H230V213L228 212V208H227V210L225 209L226 207H225V205H224V207H223V201H222V199H220V200H218L217 198L215 199L214 197H215V195H213L214 197V199L212 198V195L210 196L209 194H207V195H205V197ZM7 197H6V199H7ZM15 197H17V196H14V198ZM17 197V198H18ZM49 197L51 198V200H49ZM54 198H56L55 196H53ZM85 197V198H84ZM95 197V195L94 196H92V197H90L91 199L93 198V200H94V198L95 199H97ZM115 197H117V196H115ZM114 197V198H115ZM119 197V196H118ZM117 197V199H119ZM122 197L123 196H121V199H122ZM152 197H154V195L152 196ZM180 197H182V196H180ZM198 196L196 195V198H197ZM204 197V196H203ZM203 197H201V198H203ZM16 198V199H17ZM21 198V197H20ZM23 199L25 198V202L26 201H28V199L26 200V197H22ZM21 198V199H22ZM62 198L60 199V198H58L59 200H62ZM68 198H72V197H68ZM77 198H79V199H77ZM84 198V199H83ZM106 198H108V197H105L104 199H106ZM125 198H124V200H125ZM129 197H127V199H128ZM138 198H140V199H143L142 197H138ZM147 198V197H146ZM155 199H156V196L154 197ZM165 198V197H164ZM174 198H175V196H174ZM179 198V197H178ZM183 198V197H182ZM192 198V197H191ZM193 198H195V196L193 197ZM192 198V199H193ZM226 198V197H225ZM6 199H4V200H6ZM10 199H11V197H10ZM9 199V200H10ZM21 199H17V200H21ZM73 199V198H72ZM87 199V200H88ZM100 199V198H99ZM111 199H112V202H110V200H109V198L108 199H106V201H108V203L110 202V207H111V209H109L111 212L112 211H114V212H116L118 215H121V217L122 218H119V216H118V218L119 219H122V221H124V223H122V224H125V226L128 228V226H127V223H125V222H128L129 221V223L131 222H134V220H135V218L137 217H135L134 216V214H136V212L133 214V208H129V206H132V204L134 205V203L132 202L131 203V199L130 200H126L128 203H129V201H130V203H131V205L129 204V205H126V204H128V203H125L124 202V200L122 201V200H118L121 204H119V203H117L118 201H117V199L115 200V199H113L112 197H111ZM137 199V198H136ZM139 199V200H140ZM158 199H159V197H158ZM161 199V198H160ZM159 199V200H160ZM205 201H202V202H206V199L205 198H203ZM202 199V200H203ZM4 200H2V201H4ZM8 200V201H9ZM15 200V199H14ZM56 200V199H55ZM55 200H53V202L52 203H54V201ZM87 200L85 201V203L87 202ZM138 200V201H139ZM162 200V199H161ZM199 200H201V199H199ZM198 200V201H199ZM224 200V199H223ZM22 201V200H21ZM50 201V202H49ZM89 201V200H88ZM105 201V202H106ZM116 201V202H115ZM133 201V200H132ZM136 200H134V202H135ZM138 201H136V202H138ZM156 201V200H155ZM163 201V200H162ZM173 201V200H172ZM175 201V200H174ZM11 202V200L8 202V204H7V200H6V205H8V208H9V204H11L10 203ZM12 202H14L13 201V197H12ZM18 202V201H17ZM20 202V201H19ZM34 202H32V203H34ZM69 202H70V204H69ZM82 202V203H81ZM93 202V201H92ZM94 202H95V200H94ZM122 202H124L125 204H122ZM152 202H153V198H152ZM157 202H158V200H157ZM161 202V201H160ZM185 202V201H184ZM190 202V201H189ZM5 203V202H4ZM22 203V202H21ZM28 203H29V201H28ZM30 203H31V200H30ZM85 203H83V204H85ZM87 203H89V202H87ZM86 203V204H87ZM91 203V202H90ZM96 203H98V202H95V203H92V204H96ZM100 204H101V200H100V202H99ZM98 203V205H100ZM138 203H140V202H138ZM144 203V202H143ZM179 203H180V201H179ZM196 203V202H195ZM224 203H225V201H224ZM1 204H3V203H1ZM16 204V203H15ZM18 204V203H17ZM51 204V203H50ZM49 204V205H50ZM92 204H90L91 206H92ZM156 204V203H155ZM157 204H159V203H157ZM156 204V205H157ZM174 204V203H173ZM176 204V203H175ZM174 204V205H175ZM188 204H190V203H188ZM199 205H201L202 206V204L201 203H198ZM205 204V203H204ZM204 204H203V206H204ZM3 205H5V204H3ZM5 205V206H6ZM24 205V204H23ZM26 206H28L27 204H25ZM33 205H31V206H33ZM54 205V204H53ZM56 205H57V203H56ZM90 205H88V206H90ZM93 205V206H94ZM98 205H95V207H91V208H96V206H98ZM104 205V204H103ZM109 205V204H108ZM136 205V204H135ZM139 205V204H138ZM138 205H136L137 206V208H138ZM161 205H166L164 202H163V204H161ZM184 205V204H183ZM198 205V206H199ZM11 206V205H10ZM12 206H14V205H12ZM12 206H11V208H9V209H12ZM16 206V205H15ZM18 206V205H17ZM26 206H24L25 207V209H27L26 208ZM82 206V207H81ZM147 206V205H146ZM160 206V205H159ZM158 206V207H159ZM178 206H180V205H178ZM194 206H196V204H194ZM193 206V207H194ZM197 206V207H198ZM2 207V206H1ZM7 207V206H6ZM19 207V206H18ZM18 207H15V209L16 210H9L10 212L11 211H17V208ZM23 206H21L19 209H18V211L22 208ZM100 207H102V208H104L103 206H100ZM156 208V209H160V208ZM163 207V206H162ZM161 207V208H162ZM165 207V206H164ZM164 207L162 208V209H164ZM175 207V206H174ZM184 207V206H183ZM31 208V207H30ZM51 207H49V209L48 210H51L50 209ZM88 207L86 206V209H87ZM98 208V207H97ZM136 208V207H135ZM172 208V207H171ZM199 208V207H198ZM206 208H204V209H206ZM3 209H5L6 210V208L5 207H3ZM14 209V208H13ZM23 209V208H22ZM21 209V210H22ZM33 209H34V207H33ZM55 209V208H54ZM84 209V208H83ZM82 209V210H83ZM85 209V210H86ZM105 209V208H104ZM107 209V208H106ZM139 209H141V206H140V208ZM138 209V210H139ZM190 209H191V207H190ZM1 210H2V208H1ZM24 210V209H23ZM28 210V209H27ZM31 210H32V208H31ZM36 210V209H35ZM85 210H83V211H85ZM88 210H90V207L88 208ZM94 210H96V209H94ZM93 210V211H94ZM132 210V211H131ZM146 210V209H145ZM144 210V211H145ZM7 211V210H6ZM30 211V210H29ZM92 211V210H91ZM90 211V212H91ZM110 211H108V212H110ZM142 211V210H141ZM147 211V210H146ZM150 211V210H149ZM148 211V212H149ZM159 211V210H158ZM163 211V210H162ZM186 211V210H185ZM194 211V210H193ZM204 211V210H203ZM5 212V211H4ZM22 211H19V213H21ZM25 212V211H24ZM27 212V211H26ZM50 212V211H49ZM48 212V213H49ZM54 212V211H53ZM52 212V213H53ZM82 212V211H81ZM102 212H104L103 210H102ZM105 212H106V210H105ZM164 212V211H163ZM187 212V211H186ZM205 212V211H204ZM207 212H208V210H207ZM18 212H17V214L15 213H13L14 215H16V217H17V215L19 214ZM29 213V212H28ZM27 213V214H28ZM31 213L32 212H30L28 215H30L31 216ZM35 213V212H34ZM51 213V212H50ZM51 213V214H52ZM58 213V212H57ZM61 213V212H60ZM73 213V214H72ZM75 213V214H74ZM85 213V212H84ZM97 213V212H96ZM147 213V212H146ZM182 213V212H181ZM12 214V215H13ZM24 214V213H23ZM22 214V215H23ZM47 214V213H46ZM45 214V215H46ZM93 214V213H92ZM94 214H95V212H94ZM104 214V213H103ZM106 214V213H105ZM139 214H140V212H139ZM164 214V213H163ZM177 214H178V211H177ZM176 214V215H177ZM207 215H208V213H206ZM21 215V214H20ZM34 215V214H33ZM53 215H55V218H56V215H58V214H53ZM88 215L90 216V214H89V211H88ZM138 215V214H137ZM141 215H144V216H146L147 217V214H143V211H142V214ZM141 215H138V218H139V216H140V218H142V216ZM152 215V214H151ZM157 215H159V214H157ZM157 215H156V218H157ZM166 215V214H165ZM184 215H185V213H184ZM202 215V216H201ZM205 215V214H204ZM26 216V215H25ZM29 216V217H30ZM47 216V215H46ZM49 214H48V218H49ZM60 215H58L57 216V218L59 217ZM61 216V217H62ZM135 218H134V217ZM234 216V215H233ZM13 217V216H12ZM23 217V216H22ZM34 217H35V215H34ZM34 217H33V219H34ZM41 217V216H40ZM39 217V218H40ZM43 217V219H45L46 220V218H44V216H42ZM51 217H52V215H51ZM162 217V216H161ZM208 217H209V215H208ZM8 218V217H7ZM11 218V217H10ZM10 218H8V220L10 221ZM21 218V217H20ZM26 218V217H25ZM24 217H23V219H25ZM63 218V219H64ZM71 218V220H69ZM75 218V217H74ZM116 219H117V217H115ZM134 218V219H133ZM139 218V219H140ZM145 218V217H144ZM143 218V219H144ZM2 219V218H1ZM12 219V218H11ZM22 219V218H21ZM22 219V221L25 223V221ZM28 219V221L27 222H30V220H29V218H27ZM32 219V218H31ZM36 219H37V221H38V218H37V216H36ZM52 219V218H51ZM50 219V220H51ZM60 220H61V218H59ZM76 219V218H75ZM74 219V220H75ZM102 219V218H101ZM114 219V218H113ZM112 219V220H113ZM148 219V218H147ZM162 219V218H161ZM159 217L157 218V220L156 221H158V220H161ZM204 219V218H203ZM210 219V218H209ZM214 218H212V220H210V221H214L213 220ZM7 220V219H6ZM7 220V221H8ZM26 220V219H25ZM35 220V219H34ZM45 220H44V222H45ZM57 220V219H56ZM56 220H53V221H56ZM148 220H150V219H148ZM147 220V221H148ZM152 220V219H151ZM166 220V219H165ZM218 220V219H217ZM4 221H5V219H4ZM7 221H5V222H7ZM15 221V220H14ZM16 221H17V224L19 225V224H21L20 222L18 223V219H16ZM21 221V222H22ZM39 221H41V219L39 220ZM47 221H49V219L47 220ZM121 221V220H120ZM137 221V220H136ZM139 221V220H138ZM144 221H146V220H144ZM153 221V220H152ZM5 222H2L3 224L5 223ZM35 223H36V221H34ZM43 222V221H42ZM58 220L56 221V222H54L53 224V226L55 227L56 225L55 224H57L58 225ZM61 222L62 221H59V224L61 225ZM64 222L62 223V225H64ZM73 222H75V221H73ZM115 222H117V221H115ZM119 222V221H118ZM140 222V221H139ZM139 222L137 223V224H139ZM142 223H143V221H141ZM155 222V221H154ZM162 222V221H161ZM165 222V221H164ZM208 222H209V220H208ZM215 222H216V219H215ZM51 223V222H50ZM105 223V222H104ZM130 223V224H131ZM136 223V222H135ZM145 223V222H144ZM142 224V225H144L145 226V224ZM149 223H151V222H149ZM203 223V224H204ZM214 223V222H213ZM217 223V222H216ZM219 223V222H218ZM6 224V223H5ZM14 224H16V223H14L13 222V226L15 227V225ZM16 224V227H18V225ZM23 224V223H22ZM26 224V223H25ZM31 224V223H30ZM29 223H28V225H30ZM42 224H44V223H42ZM101 224V223H100ZM129 224V225H130ZM134 223H132V225H133ZM157 224V223H156ZM161 224V223H160ZM185 224H188L189 226L188 227H186V226H184ZM28 225H27V227H28ZM46 225V224H45ZM48 225H49V223H48ZM51 226H52V223L50 224ZM58 226V227H62V226ZM66 225V224H65ZM107 225H109V223H107ZM113 224H111V226H112ZM117 225H118V223H117ZM151 225H153V223L151 224ZM218 225V224H217ZM4 226H6V225H4ZM3 226V228L2 229H4L5 227ZM9 226H11V225H9ZM21 226V225H20ZM19 226V227H20ZM26 226V225H25ZM32 226H34V223H33V225ZM38 226H40L39 224L37 225V227ZM68 226H66V227H68ZM71 226V225H70ZM73 226V225H72ZM101 226V225H100ZM111 226H110V228H111ZM116 226V224L114 225V228H116L115 227ZM120 226V225H119ZM122 226V225H121ZM134 226H136L135 224H134ZM140 226V225H139ZM138 226V227H139ZM150 225H148V223H147V227H149ZM154 226L156 227V225L154 224ZM159 226H161V225H159ZM163 226V225H162ZM230 226V225H229ZM1 227H2V225H1ZM30 227H31V225H30ZM36 227V226H35ZM41 227H43V226H41ZM45 227H48V226H45ZM50 227V226H49ZM64 227V226H63ZM104 227V226H103ZM113 227V226H112ZM138 227H136L137 229H138ZM232 227V226H231ZM12 228V231H14L13 229V227H11ZM107 228H108V226H107ZM110 228L108 229V231H107V234L105 235V237H102V238H104V240H103V242L101 243V242H99V241H102V238H100L101 240H96V241H98L99 242V248H98V254H96V253H94L92 256L91 255H89L91 258H90V261H88L87 263H85L84 262V264H111V261H109V259H111V258H109L108 256L106 257V256H103L101 253L103 252V251H106V250H111L112 251V249L115 247L114 245H115V242H116V240H118L117 238H116V235L115 234H117L118 232L117 231H119V230H117L116 232L117 233H114V231H113V234L115 235L114 237L116 238V240L115 239H113V237L111 238V236L112 235H110L109 234V230H110ZM113 228V229H114ZM121 228V227H120ZM119 228V229H120ZM144 228V227H143ZM7 229V228H6ZM5 229V230H6ZM116 229H118V228H116ZM115 229V230H116ZM124 229V228H123ZM130 229H131V227H130ZM133 229V228H132ZM141 229V228H140ZM8 230H10V229H8ZM46 230H48V228L46 229ZM122 230V229H121ZM120 230V231H121ZM145 230L146 229H144V233H145ZM153 230H154V228H153ZM157 230V229H156ZM155 230V232H157V231H159V230H157L156 231ZM163 230V229H162ZM161 230V231H162ZM11 231V230H10ZM11 231V232H12ZM42 231H43V229H42ZM111 231V230H110ZM119 231V232H120ZM126 230H124V232H125ZM131 231V230H130ZM130 231H129V229H128V232H129V235H131L130 234ZM137 231V230H136ZM4 232V231H3ZM2 231H1V228H0V264H11L12 263V261L14 260V255H13V253H12V255H11V251H10V242L8 243L9 245H7V241H6V238L8 239V236H5V234L3 235L2 233H3ZM6 232V231H5ZM127 232V231H126ZM131 232H134L133 230L131 231ZM143 232H142V234L141 235H143ZM155 232H153V233H155ZM6 233H8V232H6ZM10 233V232H9ZM39 234L41 233V231L40 232H38ZM106 233V232H105ZM104 233V234H105ZM141 233V232H140ZM140 233H137V234H139L140 235ZM158 234L160 233V232H157ZM108 234H109V236H108ZM124 234V235H123ZM121 236H120V234H117V236L120 238V237H122L121 238V240L123 239V237L126 235L125 233H123ZM158 234H157V236H158ZM164 234V233H163ZM162 234V235H163ZM7 235V234H6ZM145 235V234H144ZM149 235V234H148ZM153 235H155V234H153ZM10 236H12V235H10ZM102 236H104V235H102ZM128 236V235H127ZM126 236V237H127ZM156 236V238L158 239V237ZM165 236H167V235H165ZM4 237H6V238H4ZM31 237H32V235H31ZM126 237H125V239H126ZM148 236L146 235V238H147ZM167 237H169V236H167ZM98 238V239H99ZM155 238V240H157ZM160 238V237H159ZM31 239V238H30ZM97 239V238H96ZM112 239H113V241H115L114 242V244L112 243L113 241H112ZM148 239V238H147ZM154 239V238H153ZM166 239V238H165ZM121 240H118V241H121ZM129 240V239H128ZM154 240V241H155ZM161 240V239H160ZM167 240V239H166ZM169 240H168V242H169ZM170 240V241H171ZM96 241L95 242H93V243H96ZM125 240H122L121 242H124ZM158 241V240H157ZM162 241H164L163 239H162ZM121 242L120 243H118L119 244V246H120V244H121ZM128 242V241H127ZM159 242V241H158ZM161 242V241H160ZM157 243V242H156ZM155 243V244H156ZM163 243H166V242H163ZM118 244H116V245H118ZM124 243H122V245H123ZM126 244V243H125ZM93 245V244H92ZM91 245V246H92ZM97 245V244H96ZM159 245V244H158ZM8 246H9V248H8ZM95 246V245H94ZM12 247H13V245H12ZM123 247V246H122ZM121 247V248H122ZM92 248V247H91ZM90 248V249H91ZM95 248L97 249V247L95 246ZM116 248V247H115ZM93 249V248H92ZM95 249V250H96ZM119 249H120V247H119ZM88 250V249H87ZM13 251H14V249H13ZM118 252V250H115V253L117 254V252ZM122 251V250H121ZM89 252V254H90V251L88 250L86 253H88ZM91 252H92V250H91ZM112 252H114V251H112ZM15 254H17L16 252H15ZM104 254V253H103ZM186 254V255H185ZM119 255V254H118ZM121 255V254H120ZM119 255V256H120ZM14 256V257H13ZM17 256V255H16ZM84 256H88V255H84ZM84 258H86V257H84ZM181 258V257H180ZM195 258V259H194ZM82 259H83V257H82ZM89 259V258H88ZM87 259V260H88ZM15 260H16V258H15ZM14 260V261H15ZM112 260H114V259H112ZM180 260V259H179ZM186 260V259H185ZM185 260H183V261H185ZM186 260V261H187ZM14 261H13V263H14ZM176 261V260H175ZM194 261V262H195ZM16 262H18V260L16 261ZM82 262H83V260H82ZM113 262V261H112ZM181 262V261H180ZM196 262V263H197ZM187 263H189V262H187ZM193 263V262H192ZM191 263V264H192ZM15 264V263H14ZM17 264V263H16ZM20 264V263H19ZM114 264V263H113ZM171 264H173V263H171ZM177 264V263H176ZM181 264V263H180ZM182 264H184V263H182ZM190 264V263H189Z\"/></svg>", "mask_w": 264, "mask_h": 264}]
</instances>
